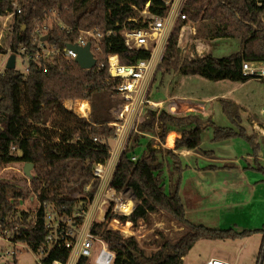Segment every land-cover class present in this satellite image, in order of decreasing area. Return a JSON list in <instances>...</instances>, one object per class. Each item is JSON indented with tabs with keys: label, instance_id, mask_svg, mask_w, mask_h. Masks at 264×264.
<instances>
[{
	"label": "trees",
	"instance_id": "trees-1",
	"mask_svg": "<svg viewBox=\"0 0 264 264\" xmlns=\"http://www.w3.org/2000/svg\"><path fill=\"white\" fill-rule=\"evenodd\" d=\"M149 1L151 11L168 14L167 0H19L22 11L15 16L9 36L0 44V55L10 49L17 53L30 42L36 24L44 20L52 22L45 33L48 42L62 51L69 43L78 41L81 31L99 27L104 32L98 42H93L98 58L93 68L83 69L74 59L57 55L31 60L26 74L8 68L0 72V169L15 162L33 163L32 177L25 178L39 201L36 220L25 225L8 222L11 208L0 200V222L3 229L11 230L12 242H23L35 253L43 254L41 260L45 264L68 261L71 255V248L64 243L53 245L48 240L49 213L56 219L74 216L76 227L82 226L85 218L75 214L80 210L86 212L102 183L94 174L95 166L107 163L112 157V141L118 132L111 123L119 120L115 111L124 99L117 90L119 80L110 74L109 55L118 54L124 65L151 56L149 50L130 49L119 33L107 35L106 32L146 26L138 17ZM14 2L0 0V15L12 13ZM183 13L186 18L177 22L157 68L162 79L175 71L213 81L252 79L243 75V63L264 61V0H186ZM189 22L195 24L197 38L238 39L241 49L222 57L212 52L183 57L180 33ZM78 99L90 102L88 117L64 105L68 100ZM219 101L234 126H219L211 116L195 111L177 114L166 107L145 106L144 118L130 136L110 181V186L118 192L131 189L138 205L130 214H123L114 210L115 202L111 201L105 220L95 221L91 227L92 233L103 238L115 253L113 264H184V257L201 239L236 240L253 233L264 234V228L222 229L195 223L187 217L181 188L189 166L184 164L179 150L200 149L204 132L210 126L214 129V141L241 137L257 149L255 136L249 135L242 125L240 106L230 98ZM171 130L179 131L181 136L174 148H162L160 144ZM147 134L153 138L145 143ZM157 138L160 144L155 142ZM13 146L21 153L14 152ZM138 149H142L141 155ZM133 156L137 159L133 160ZM1 183L5 185L4 181ZM158 212L167 214L182 231L177 238L160 232L162 241L151 252L146 251L135 235L126 236L109 226V222L117 219L137 227L140 222H150L152 214ZM260 255L263 264L264 239ZM77 264L94 263L82 256Z\"/></svg>",
	"mask_w": 264,
	"mask_h": 264
},
{
	"label": "rangeland",
	"instance_id": "rangeland-1",
	"mask_svg": "<svg viewBox=\"0 0 264 264\" xmlns=\"http://www.w3.org/2000/svg\"><path fill=\"white\" fill-rule=\"evenodd\" d=\"M12 24L13 18L6 19L0 16V44H3L9 36ZM186 26L191 27L192 31L190 35L187 31H185L186 33H183V28L181 30L179 47L183 57L192 58L200 54L204 55L209 51L215 56L222 57L241 49V42L238 39L221 38L217 39L213 44L211 41L196 37V27L194 23L189 22ZM200 42L207 44L208 46V43H210L213 47H201V49H199L198 43ZM3 57V54H1L0 61ZM26 67L27 63L24 62L23 57L21 55H17L16 69L26 74ZM181 77L184 78L187 83H183L182 87L177 88L181 90L184 89L182 92L185 93L187 91H191L194 95L202 97L203 99L210 98L217 94H225L227 93L229 87L239 84L238 82L230 79L213 81L196 74L185 76L182 74ZM161 79V74L156 69L153 74V79H151L152 83L149 85L148 89V97L150 99L160 100L162 97L161 94L164 91L165 83L164 81L162 82ZM150 86H152V89H150ZM175 88V85L171 87L173 90ZM234 97L240 99L244 103V108L243 110L241 109L243 115L242 118L244 119L243 124L244 127H247L248 134L255 136V142H257L258 138L255 131L251 128V125H249V120L250 117L259 119V121L264 120V80L252 78L250 83L238 88L229 98ZM79 100L80 99L68 101L74 105V103H77ZM212 101V120L219 126H234L231 124L232 122L230 119L224 114L221 103L218 100ZM174 104L170 105L169 103H166L165 107L171 110V108L174 109V107L176 108V106H180L181 110L187 112L191 110L188 106H186V101H182L181 103L174 102ZM85 106L86 105L81 103L77 105L76 108L79 112L86 113ZM158 106L160 109L162 105ZM120 108L121 105L115 111L118 117H120ZM139 120L140 118L137 119L136 123ZM134 127L135 126H132L125 134L126 139L123 141L122 147H126L128 145L130 136L136 131ZM206 130L205 135L208 137V142H203L198 151L199 154L208 158H212V156L215 155L218 160H220L221 157L230 156L241 158L243 160V166H245V171H248L251 175H255L253 179L257 177L255 179V184L259 187L256 189L257 192L251 200L250 198L253 191L251 192L250 189L243 184H238V188H234L235 186H226L222 176L215 171L211 172V169L209 168L203 169L204 176H201L196 169L189 168L184 173V184L182 190L188 219L195 223L204 224L209 227L222 229L232 227L237 231L264 228V180H260L264 179V160L247 158L243 154L248 150L251 153L255 151L253 144H251L248 140L240 137H234L224 141H213V127L210 126ZM147 135L148 137L146 138L145 143L149 140V138H153L151 135ZM118 142L121 143L122 140H118ZM155 142L160 144L159 138H157ZM228 142H230V144H228ZM114 144L118 143L115 141ZM160 145L162 148H165L162 144ZM14 151L16 153H21V151H18L17 149ZM113 152H116V150L114 149ZM137 153L141 155L142 149H138ZM182 159L185 165L190 164L191 166H194V164L220 165V162L205 161L196 156L186 157L182 155ZM24 167L25 163L15 162L0 169V183L3 181L5 183L3 186L1 183L2 187L0 189V200H4L7 206L11 208L9 214L7 215L8 222L15 221L28 225L34 223L36 220L39 201L35 195H32L33 193L30 189V181L25 178L27 176L24 174ZM33 173L34 168L32 169V174ZM169 174L170 173L168 171V187L170 184ZM121 193H125V198L131 196V198L136 201L137 206L138 200L131 189L128 188ZM99 204L101 205V203ZM110 206L111 204L109 202V205L103 206V210H101L95 205V203H90L88 209L86 210L88 213L86 221H88L89 218L93 223L95 221H104L105 214ZM67 219L73 224L74 216L67 217ZM127 225L128 222L123 224L119 220L118 222L115 220L109 222L110 227L121 230L126 236L135 235L147 252H151L158 248L160 242L162 241L160 232H162L166 237L177 238L182 231V228L176 224L175 221H173L167 214L161 212L152 214L150 222L148 223L140 222L137 227H134L132 222H130L128 227H126ZM76 228V231L78 232L79 229H84V225L79 227L77 226ZM263 239L264 234L262 232L253 233L250 236L238 238L236 240L222 241L201 239L196 242L194 247L184 257V264H206L210 259V255L217 254L219 252L228 254L232 259V264H261L262 258L260 253L262 250ZM75 254L76 247L72 250L71 257ZM42 257L43 254L35 253L27 244L23 242L14 243L6 236L5 238L0 239V264H35V262L41 260ZM91 260L92 259H90V261Z\"/></svg>",
	"mask_w": 264,
	"mask_h": 264
},
{
	"label": "built area",
	"instance_id": "built-area-1",
	"mask_svg": "<svg viewBox=\"0 0 264 264\" xmlns=\"http://www.w3.org/2000/svg\"><path fill=\"white\" fill-rule=\"evenodd\" d=\"M185 2L186 0H167L166 4L169 6L168 14L159 15L151 11V9L149 8V1L146 4L145 8L139 11L138 17L144 23H147L146 26L134 29L125 27L119 32H116L115 30H108L106 32L107 35L119 33L124 38L125 43L130 49H145L151 52L150 58L141 59L133 65L122 64L118 54L112 53L109 55L110 74L113 78L119 80L117 90L119 95L124 99V103L120 108L121 112L119 120L111 123L112 126L117 127V139L119 141H123L125 134L132 126H135V130H137V125L140 120L137 123L136 121L139 118L138 110L140 108L146 105H149L152 108L158 107V104L153 102L148 97L150 80L156 70L157 65L163 59L166 46L176 23L180 20V18H186V15H184L183 13ZM14 6L15 10L12 13L6 16H0L6 19L13 18L14 22L15 16H17V14L22 11L19 5V0H15ZM138 18H134V20H137ZM51 23L52 22L50 20L48 22L47 20H44V23H37L34 30L31 32L30 42L28 44L23 45L17 53L12 52V50L10 49L7 54H3L4 57L0 61V72H3L5 69H7L8 60L10 58V55L13 53L16 54V60L17 55H21L23 57L24 62L27 63V73L30 71L31 60H40L41 58H49L57 55L64 56L70 60H75L78 53L73 48H69V44L85 46L89 42H91L92 51L94 53V56L97 58L96 53L93 49V42H98L104 35V32L99 27L91 30L81 31L78 41L76 43H69L67 47L62 51L56 45L52 46L47 39H44V37L46 36V29L48 28L47 25H51ZM34 45L35 47H32ZM243 75L251 78L263 79L264 61H245L243 63ZM81 103L83 105H86L85 114L80 113L76 108V106ZM64 105L70 109L75 110L82 116L88 117L91 112V106L88 100H79L77 103H74V105L67 101L64 103ZM16 149L20 151L17 146L12 147L13 151ZM113 158L114 154L107 163H98L95 166V176L102 179V183L96 196L95 202L99 199V203H101V205L99 204L98 208L103 210V206H108L109 202L111 204V201H113L115 202L114 210L116 212L123 213L119 210L118 205L120 201L131 199V196L125 198V193L118 192L116 189L110 186V174L115 165ZM132 159L136 160L137 156H133ZM87 215V211L85 212L84 210L76 212L75 216L85 218V221L83 223L84 229H79L77 232L75 223H70L66 217L62 219H56L52 213H49V222L47 226L51 229V232L48 235V240L52 242L53 245H61L64 243L66 247L71 248V253L72 250L76 247V254L73 257H71L70 255L68 261L54 260L50 264H77L80 257L82 256H86L89 259H92L91 262H93L94 264L114 263L115 253L109 249L106 241L103 238L92 233L91 227L93 225V222L90 218L88 221H86ZM114 220L118 222L117 219ZM5 236L10 239L11 230L8 228L3 229L0 222V239L5 238ZM35 264L45 263L42 260H39L35 262ZM206 264L230 263L225 260L211 258Z\"/></svg>",
	"mask_w": 264,
	"mask_h": 264
},
{
	"label": "crops",
	"instance_id": "crops-1",
	"mask_svg": "<svg viewBox=\"0 0 264 264\" xmlns=\"http://www.w3.org/2000/svg\"><path fill=\"white\" fill-rule=\"evenodd\" d=\"M185 31L189 32L190 35H191V31H192L191 27H189V26L185 27L184 26L182 32L186 33ZM215 41L216 40H213V41H211V43L214 44ZM208 44H209V46L207 44L202 43V42L198 43L199 49H201V47H204V48L208 47L209 48L210 46H212L210 43H208ZM157 68H158V65H157L156 69ZM181 75H182V73H180L179 71H175V72H172V73L168 74L164 79H161V81L162 82L164 81V83H165L164 84V91L161 94L162 97L163 96L164 97L163 98L161 97L160 100L159 99H151V100L153 102H155L156 104L160 105V106L162 105L161 108L165 107L166 103H169L170 105H172V104H174V102L181 103L182 101H186V106H188V108L191 109L189 111L199 112V113H202V114H204L206 116H212V112H211V109H213L212 104H211V103H213L212 100H218L219 101V99L223 98V97L224 98H229L230 96H232L234 91H236L238 88H241V87L245 86L246 84L250 83V81L252 80V79H249V80H247L245 82L236 81L239 84H237L236 86H233V87H229L227 93L222 94V95H218L217 94V95H214V96H212L210 98L203 99L202 97H198V96L194 95L191 91L190 92L187 91L185 93V92H182L184 89L183 90L178 89L179 87H182L183 83H187V82H185L184 78L181 77ZM183 76H185V75L183 74ZM151 79H153V76H152ZM220 81H222V80H220ZM151 83L152 82L150 80V85H151ZM173 85L176 86V88L174 90L171 89V87ZM151 87L152 86H150V89H152ZM230 99L234 100L240 106V111H241V109L243 110L244 103L240 99L235 98V97L234 98H230ZM154 109H159V106H158V108H154ZM144 110H145V106H143L142 108H140L138 110V116H139L141 121L143 120L144 115H145L144 114ZM171 111L175 112L177 114L187 113V111L181 110L180 106H176V108L174 107V109L171 108ZM84 113L85 112H83L82 114H84ZM240 113H241V116H243L242 115V111ZM243 122H244V119L242 120V125L244 126ZM231 124L233 125V123H231ZM249 125H251V128L253 129V131H255L256 136L258 138V140L256 142V148L257 149H255V151L252 152V153L248 150L247 152H245L243 154L247 158H252V159H255V160L256 159L264 160V120L259 121V119H256L254 117H250ZM245 128L247 129V127H245ZM206 131L207 130H205L204 135H203V142L207 143L208 142V140H207L208 137L205 135ZM172 134L175 137L171 140L170 137L172 136ZM117 136H118V133H117ZM180 136H181V133L179 131L171 130L168 133L167 137H166V140H165L166 143L163 142L162 146H164L165 148H167V147L168 148H174L176 139L179 138ZM213 138H214V131H213ZM125 139H126V136L124 137L123 141ZM226 140H228V139H226ZM115 141L118 144H114ZM123 141L120 144L118 142L117 137L112 141L113 151L115 149L116 152L112 151V155L114 154V158L113 159H114L115 165H114V169L111 171V174H110L111 175L110 181H111V178H112L113 173L115 171V168H116V166H117V164H118V162L120 160L122 152L125 149V147H122L123 146V144H122ZM213 141H214V139H213ZM203 142H202V144H203ZM228 144H230V142H228ZM198 151H199V149H194V150L185 149V150H179V153L181 155L186 156V157L196 156V157L202 158L205 161L220 162V165H214V166H216V168L211 169V172L215 171V172L219 173V175L222 176L223 181L226 184V186H235L234 188H238L237 187L238 184H243L244 186L249 188L251 192L253 191V194H252L250 199L252 200L254 198V194L257 192L256 189L259 187L257 184H255V182H256L255 179L257 177H255L253 179V177L255 175H251L248 171H245V166H243V160L241 158H238V157H235V156H230V157H221L220 160H218L215 155L212 156V158L203 157V156H201L199 154ZM225 165H228V166L227 167H222V166H225ZM188 166L191 169H193V168L196 169L201 174V176H204L203 175V173H204L203 169L208 168L209 165H207V164L195 165L194 164V166H191L189 164ZM260 180H264V179H260ZM183 184L184 183H182L181 192L183 190ZM99 201H100L99 199L96 200V202L94 200L93 203H95V205L98 206L99 205ZM129 223L130 222H128V224ZM257 229H260V228H257ZM222 241H224V240H222ZM209 258L210 259L211 258H217V259L225 260V261L229 262L230 264H232L231 263L232 259L229 257L228 254H225L223 252H219L217 254H212V255H210Z\"/></svg>",
	"mask_w": 264,
	"mask_h": 264
},
{
	"label": "water",
	"instance_id": "water-1",
	"mask_svg": "<svg viewBox=\"0 0 264 264\" xmlns=\"http://www.w3.org/2000/svg\"><path fill=\"white\" fill-rule=\"evenodd\" d=\"M48 36H45L44 39H47ZM69 48H73L78 54L75 58V61L80 65L83 69H90L97 65L98 59L94 56L92 51V43L89 42L85 46H80L77 44H69ZM8 69H15L16 68V54H11L10 58L7 63ZM33 163H26L24 167V174L27 177H32V169ZM138 205V204H137ZM136 208V207H135Z\"/></svg>",
	"mask_w": 264,
	"mask_h": 264
},
{
	"label": "bare ground",
	"instance_id": "bare-ground-1",
	"mask_svg": "<svg viewBox=\"0 0 264 264\" xmlns=\"http://www.w3.org/2000/svg\"><path fill=\"white\" fill-rule=\"evenodd\" d=\"M174 137L175 136L172 134V136L170 137V139L172 140ZM135 206H136V201L131 198V199H128V200L120 201V203L118 205V208H119V210L121 212H123L125 214H130L135 209ZM128 225L126 227H128Z\"/></svg>",
	"mask_w": 264,
	"mask_h": 264
}]
</instances>
